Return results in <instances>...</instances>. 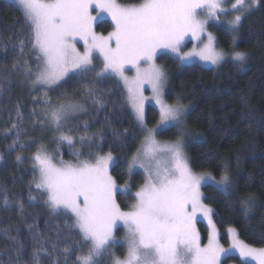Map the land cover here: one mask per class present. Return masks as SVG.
I'll use <instances>...</instances> for the list:
<instances>
[{"label": "snow or ice", "instance_id": "6c2138e0", "mask_svg": "<svg viewBox=\"0 0 264 264\" xmlns=\"http://www.w3.org/2000/svg\"><path fill=\"white\" fill-rule=\"evenodd\" d=\"M23 16L26 31L28 56L33 57L35 66L25 57V41L19 40V57L12 64L5 78L12 72H23L32 86H40L43 99L41 115L33 108L31 120L34 127H52L58 135V144L74 145L69 125L80 113L87 112L85 103L70 98L68 86L75 82L85 90L83 95L94 105L104 107L101 85L115 81L122 87L126 104L131 108L135 129L143 140L128 164V174L139 167L144 170V183L133 193L129 184H118L110 169L114 164L113 149L104 154L100 145L90 137L80 136L82 147L95 148L89 158L81 159V153H73L76 162L59 160L40 144L32 154L34 169L33 184L52 217L70 219L62 231L56 225L55 239L44 235L35 222L28 225L32 250L25 258V244L11 231L6 236L9 264H44L47 256L51 264H220L221 257L237 252L245 264H264V247L250 245L238 238L237 229L229 228L232 234L231 249H225L219 241L213 222V208L205 203L201 191L207 186L222 193L230 210L238 204L245 223H250L256 196L250 191L240 194L231 170L225 163L219 170L220 178L211 171L197 173L189 162L186 138L193 133L187 126L188 108L176 97L169 103L164 96L168 83L166 69L157 63L158 55L172 54L175 62L191 65L197 59L213 66H220L231 59L243 68L248 53L236 50V39L242 20L261 6L262 0H234L231 4L233 18L229 21L231 53L223 49L209 28V21H219L228 15L225 0H140L136 4H122L118 0H15ZM95 11V15L93 12ZM107 14L113 22V30L107 35L96 31L101 15ZM191 37L198 44L185 50L184 41ZM83 42V50L78 42ZM101 60L97 69L95 61ZM134 75H128V72ZM150 89L151 100L158 106L156 126L149 128L145 116V88ZM0 92H3L0 86ZM55 95L56 104L52 103ZM18 122L24 119L17 107ZM107 119V117H106ZM88 131V123L84 122ZM15 148L26 133L23 124H12ZM117 144L123 150L127 143ZM171 133L174 139L161 142L158 135ZM99 140L103 136L95 134ZM120 135L113 132V136ZM122 135H129L124 129ZM31 140V137H29ZM33 144L19 145V152ZM57 156L61 154L57 151ZM0 159H3L0 156ZM23 162L22 155L16 156ZM134 200L128 210L117 202L118 197ZM37 196L29 195L30 201ZM5 208L12 206L5 196ZM24 212L23 201L15 202ZM208 221L211 232L207 244H201L196 227L197 217ZM27 223V221H25ZM120 226L125 230L123 257L114 249L121 242L116 233ZM19 229H16L18 233ZM78 237L71 244L63 239ZM264 242V231L260 232ZM5 253L0 252V256ZM0 264H4L0 259Z\"/></svg>", "mask_w": 264, "mask_h": 264}, {"label": "trees", "instance_id": "16d2710c", "mask_svg": "<svg viewBox=\"0 0 264 264\" xmlns=\"http://www.w3.org/2000/svg\"><path fill=\"white\" fill-rule=\"evenodd\" d=\"M118 2L136 4L140 0ZM229 27L225 23H213L211 30L216 35L218 44L230 51L232 47ZM98 29L108 32L113 29L112 23L105 20L98 25ZM29 35L16 3L12 0H0V86L3 88V92H0V153L3 155L0 162V252L5 253L0 259H3L4 264H9L6 251L9 245L6 236L9 231L12 235H18L24 242V255L27 258L33 244L28 231L29 224L35 222L44 235L55 239L56 225H60L62 231H67L63 224L72 222L63 217L50 216L42 197L34 188V172L25 163L16 160L18 154L32 155L37 150L40 145L37 138L42 131L40 127L33 126L31 114L33 108L36 109L37 116L41 114L39 111L42 105L39 101L42 100L43 93L27 81L23 72H12L10 79L5 78L19 57L20 39L25 41V57H19L20 63H23L24 58H28L33 67L35 66L34 58L28 56ZM236 49L248 53L249 58L245 64L247 67L240 68L231 60L218 67L202 66L197 63L182 66L176 63L169 53L160 55L158 59L171 74L168 101L175 103L176 97H180L181 102L193 104L187 119V124L196 137L188 144V156L193 170L197 173L208 170L216 177H220L219 170L226 163L240 194L243 195L247 190L254 193L257 198L250 213V223H245L240 214L242 209L238 204L232 206L234 210H230L222 193L207 186L202 187L205 203L214 210L213 220L220 232L221 242L227 244L229 228L234 227L241 240L256 247H264V242L260 239V232L264 231V0L259 8L246 14L242 20L237 34ZM96 67H100L98 60ZM101 88L104 107L89 103L83 95L85 90L82 86L75 82L68 86V92L75 93L70 98L85 103L87 112L70 128V131L68 130L76 139L75 147L65 143L54 146L53 150L58 151L65 161L75 163L73 153L76 151L82 154L81 159L89 158V153H96L95 148L89 149L80 145V136L95 140L102 148L100 154L107 153L109 146H112V154L118 160L111 168L112 174L118 184L127 182L134 193L138 186L144 183V173L135 172L129 177L127 169L131 156L140 146L143 137L136 132L134 116L126 104L122 87L113 80L103 82ZM49 96L53 97V104L58 102L52 92H49ZM18 106L24 116L22 122H18ZM157 112V108L152 105L147 109L148 125L157 123ZM85 121L88 123L87 132L83 126ZM14 123L18 126L22 123L26 129V133L15 148L11 147L14 130L10 131ZM124 129H128L129 135H122ZM113 132L120 135L113 136ZM134 132L135 139L127 143L123 150H119L116 147L119 141H129ZM97 133L103 136L102 141L96 137ZM161 136L174 139L171 133ZM21 143L33 146L19 152ZM30 193L37 196L35 201L29 200ZM5 196L12 205L8 208L2 203ZM17 201H23V213L15 206ZM117 202L124 210H128V206L134 203V200L121 196ZM199 227L207 237L205 223L200 221ZM16 229H19L18 233ZM77 239L78 237L73 234L70 239L62 238L61 242L71 244ZM232 259L240 263L238 257ZM42 260L44 264H51L47 256H43Z\"/></svg>", "mask_w": 264, "mask_h": 264}, {"label": "rangeland", "instance_id": "374dc122", "mask_svg": "<svg viewBox=\"0 0 264 264\" xmlns=\"http://www.w3.org/2000/svg\"><path fill=\"white\" fill-rule=\"evenodd\" d=\"M12 1H14L15 2V0H12ZM234 2V0L232 1V0H225V6H226V11L229 13L228 15H221L220 16V19H219V21H209V28H208V30L209 31H211L212 32V30H211V26L213 25V23H225V24H227V25H229V21L233 18V16H231L232 14V8H231V4ZM93 14L95 15L96 13H95V11L93 12ZM105 20H109L111 23H112V28L114 27V25H113V22L111 21V17L110 16H108L107 14H102L101 15V19H100V22L97 24V26H96V31L98 32V33H100V34H103V35H107L108 34V32H110V31H112V30H110V31H108V32H102V31H100L99 29H98V25L100 24V23H102L103 21H105ZM230 26V25H229ZM213 33V32H212ZM213 35L216 37V35L213 33ZM216 39H217V37H216ZM198 44V42L197 41H194V40H192L191 39V37H188V38H186L185 39V41H184V46H185V50H190L193 46H195V45H197ZM78 47H80L81 48V50H83V42L82 41H80V42H78ZM236 50H238V49H236ZM227 52H229V53H231V51L232 50H226ZM239 51V50H238ZM170 54V53H169ZM160 55H158V57H159ZM158 57H157V63L159 64V65H161V66H163L165 69H166V67L161 63V62H159V59H158ZM100 63H101V60L100 59H97ZM229 60H231V59H229ZM194 63H197V64H200V65H202V66H208V67H215V66H213V65H210V64H205L204 62H202V61H199L198 59L194 62ZM234 63H236L237 64V62H234ZM193 64V63H192ZM95 66H96V61H95ZM245 67H247V66H243V68H245ZM97 69H99V68H97ZM166 71H167V74H168V83H167V85H166V87H165V89H164V96H165V99L168 101V99H167V93H168V90H169V88H170V86H171V82H172V80H171V74H170V71L169 70H167L166 69ZM128 75H134V72H132V71H129L128 72ZM39 87L40 86H35V89L36 90H39ZM145 96L146 97H149V99L145 102V116H146V122H147V116H148V114H147V109L149 108V107H151V105L152 106H155L156 108H157V110H158V106H156L155 105V103H154V101L153 100H151V95H152V93H151V91H150V89H148L147 88V86H146V88H145ZM41 99H43V98H41ZM169 102V101H168ZM169 103H171V102H169ZM181 103H183V102H181ZM187 108H188V115L190 114L189 112L191 111V109H192V107H193V104L192 103H188V102H184L183 103ZM41 109H40V113H42V111H43V107H40ZM83 114L84 113H80V114H78V116H76V117H73L72 119L75 121V123H73V124H71V125H69V128H72L73 126H75V124H77L78 123V121L82 118L81 116H83ZM41 115V114H40ZM40 115H38V117L40 116ZM147 125H148V123H147ZM156 126V123L155 124H153L152 126H150V125H148V127L149 128H153V127H155ZM187 126H188V128H189V125L187 124ZM189 130H190V128H189ZM37 131V130H36ZM64 131L65 132H67L68 134H70L69 132H68V129H64ZM191 131V130H190ZM38 132V131H37ZM39 132H40V130H39ZM192 132V131H191ZM58 135H59V133H57L52 127H50V126H48V127H45L41 132H40V135L38 136V141H40V144H43L47 149H48V151H49V153L50 154H52L54 157H55V159H57V160H59L60 158H61V155L60 156H57L56 155V153H57V151L54 149L53 150V147L54 146H56V145H58ZM71 135V134H70ZM157 139L159 140V141H161V142H164V141H169V140H172V139H169V138H164V137H162L161 135H158L157 136ZM193 139H196V137L194 136V134H193V136H192V138H186V140H185V142H186V145H187V148H186V151H187V154H188V144H189V142L191 141V140H193ZM74 141H76V139H75V137H74ZM65 143H67V142H64L63 144H65ZM0 156H2L3 157V155L0 153ZM22 157H23V163H25L26 165H27V167L32 171V172H34V169H33V166H32V163H31V157H32V155L31 154H22ZM113 157H114V164L118 161L117 160V158H116V156L113 154ZM1 160L2 159H0V162H1ZM190 162V161H189ZM22 163V162H21ZM69 163H72V162H69ZM110 171H111V169H110ZM135 172H142V173H144V170L143 169H141V168H139V167H137V168H135V169H133V172H132V174H134ZM111 173H112V171H111ZM199 173H201V172H198V174ZM131 174V175H132ZM113 175V174H112ZM145 173H144V177H145ZM220 177H216V179L218 180ZM232 179H233V177H232ZM123 185V184H122ZM130 187V186H129ZM201 191L203 192V189H201ZM200 221L201 222H204L205 223V225H206V227H207V237L202 233V231H201V229H200V227H199V223H200ZM213 222L215 223V221L213 220ZM215 226H216V223H215ZM196 227H197V229H198V231H199V233H200V237H201V244L202 245H204V244H207V239H208V236H209V234H210V232H211V227H210V225L208 224V221L206 220V219H204V218H202V217H197V223H196ZM216 229H217V226H216ZM217 232H218V229H217ZM229 232V231H228ZM237 234H238V232H237ZM116 236H117V239L121 242L120 244H118L117 245V247L114 249V251L116 252V254L118 255V256H121V257H123V255H124V253H125V248H124V246H123V241H124V236H125V230H124V228H123V226H120V228H119V230L117 231V233H116ZM218 238H219V241H220V244L225 248V249H231V245H232V234L229 232V238H228V241H227V244L226 243H222L221 242V235H220V232H218ZM238 238H239V236H238ZM240 239V238H239ZM241 240V239H240ZM238 257L239 258V262L240 263H238L236 260H234V259H232V257ZM220 264H245V260H244V258H242V257H240L239 256V254L237 253V252H229V253H226L225 255H223L222 257H221V261H220ZM249 264H251V262H249Z\"/></svg>", "mask_w": 264, "mask_h": 264}]
</instances>
